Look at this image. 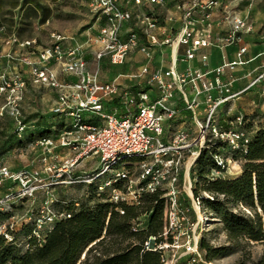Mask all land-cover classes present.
I'll return each instance as SVG.
<instances>
[{
	"label": "built area",
	"instance_id": "1",
	"mask_svg": "<svg viewBox=\"0 0 264 264\" xmlns=\"http://www.w3.org/2000/svg\"><path fill=\"white\" fill-rule=\"evenodd\" d=\"M86 1L96 27L93 33H87L85 42L67 46V38L60 34H53L46 46H36L35 40H8L22 48L35 49L37 54L22 58L29 68L28 79L19 72L0 73V115L5 113L14 120L17 134L25 131L20 103L30 82L54 90L56 99L50 111L63 117L65 123L59 132L36 139L40 169L22 168L13 173L1 167L0 175L16 180L22 196H32L44 186L42 173L57 177L66 174L71 181L70 168L92 160L95 168L84 181L106 192L113 203L137 204L141 193L162 191V235H168L173 245L178 228L188 224V208L180 200L181 182L191 193L190 179L188 184L185 180L184 158L189 162L188 175L200 151L212 141H221L230 151L245 149L249 133L242 127L244 114H220L219 108L254 86L264 103V69L238 92H232L230 82L223 78L227 69L243 63L245 45H239L234 60L223 59L214 67L208 66V55L200 51L212 45L223 47L240 42L243 34L251 32L252 23L248 14L235 16L224 35L214 36L210 15L222 5L221 0H173L180 25L174 32H166L159 16L147 8V4L163 5L165 0ZM161 47H169V64L154 67L151 61ZM88 50L93 55L91 63L85 58ZM135 52H141L145 62L138 72L127 77L143 78L147 88L99 79L101 60L121 65ZM198 53L201 67L192 64ZM181 63L184 65L179 68ZM59 72L69 80L61 79ZM112 100L117 105L109 107ZM86 114L98 116L99 121L92 122ZM183 115L189 117L193 127L184 126L183 121L172 132L171 123ZM214 160L222 168L230 161L221 154H215ZM131 168L137 171L133 173ZM95 179L99 181L92 182ZM69 216L45 206L34 220L32 232L41 238L43 230L50 229L56 219ZM12 229L11 221L0 224V234L7 241L13 238ZM144 246L162 249L153 236ZM184 248L185 264H212L202 256L194 236H187Z\"/></svg>",
	"mask_w": 264,
	"mask_h": 264
},
{
	"label": "rangeland",
	"instance_id": "2",
	"mask_svg": "<svg viewBox=\"0 0 264 264\" xmlns=\"http://www.w3.org/2000/svg\"><path fill=\"white\" fill-rule=\"evenodd\" d=\"M230 6H234L237 12L242 10L249 14L257 10L264 12V0H223V9L226 10ZM94 27H96L94 26V15L86 0H0V73L5 75L12 72L21 73L19 63H23L22 58L25 56L34 57L37 54L35 49L22 48L19 43L8 42L12 38H16L19 42L35 40L36 46H46L50 44L53 34L63 35L67 41L76 38L82 41L86 32H94ZM6 54H9L10 57H7ZM223 59L227 60L225 52H221L219 55V60ZM101 61L100 66L107 65L101 64ZM142 63L143 60L138 63L124 62V65L121 64L122 66L118 67V70L132 73L137 68L139 69ZM245 93L240 94L239 99L233 98L228 103L221 105L220 114L229 111V109L236 113L239 111L248 112L251 105L249 103L240 105L238 101H241L243 97L249 98L250 96L251 98L254 89ZM54 99L55 92L51 88L31 83L27 85L20 103V113L26 123V129L20 134L15 131V122L10 116L5 113L0 115V168L6 167L13 173L22 168L40 169V163L37 160L38 148L32 139V134H38L41 130H46L50 124L59 122L58 116L52 115L50 111ZM255 99L257 104L259 98ZM2 103L3 100L0 98V105ZM229 103H232L231 107L228 106ZM254 109V115L249 116V129L251 130L258 128L262 122L259 115L264 113V109L260 105L254 106ZM86 118L92 122L99 121L98 116L94 114H86ZM183 121L185 122L184 126L193 127L189 117L183 115L171 123L170 130L175 132ZM220 152L224 158H229L230 161H227L223 171L212 170L210 176L222 179L237 177L241 173V159L234 158L232 152L226 148L221 149ZM188 164L185 157L183 162L185 180L187 182L189 178L192 186L194 182L190 174L192 166L187 175ZM94 166L92 160L88 159L71 167L70 176L73 179L71 181L66 174L57 177L42 173L44 186L39 187L32 196H22L16 180L0 175V207L4 208L0 209V212L11 214L8 219L0 221V224L7 221L13 222L11 231L13 238L10 242L24 251L28 246L26 242L29 236L33 234L34 220L39 216L41 208L49 206L53 212L60 213L66 202L86 199L88 196L87 186L90 183L84 180L88 179L85 176L90 174L95 168ZM131 171L135 173L137 170L131 168ZM98 181L99 179H95L92 182ZM181 191V203L188 208V224L178 228L177 242L173 245L170 243L168 235L163 236V241L157 244L162 246L160 251L164 259L163 264H185L187 255L184 246L188 235L198 239V247L201 239L206 240L213 247H226L222 254L210 260L212 264H253L259 260L264 261V241L242 240L239 244L232 245L227 240L218 216L205 209L200 200L198 202L193 197L194 201H192V192L188 191L187 185L183 187L182 182ZM93 202L94 199L89 201V204H93ZM145 219L143 217L142 222H145ZM199 249L202 256L205 257V251Z\"/></svg>",
	"mask_w": 264,
	"mask_h": 264
},
{
	"label": "trees",
	"instance_id": "3",
	"mask_svg": "<svg viewBox=\"0 0 264 264\" xmlns=\"http://www.w3.org/2000/svg\"><path fill=\"white\" fill-rule=\"evenodd\" d=\"M115 105L116 100L109 103V107ZM250 115L254 113L244 114L242 126L249 133L245 149L229 150L234 158L242 161L237 177L210 176L212 170H224L214 160V155L221 154L220 150L225 148L219 140L203 148L190 169L194 179L193 197L218 216L232 245L242 240L264 241V113L259 115L262 122L255 130L249 129ZM58 118L59 122L32 134L33 141L59 132L65 120ZM87 188L86 199L72 200L62 206L61 212L70 216L56 219L41 238L30 235L24 251L0 234V264H163L160 250L144 246L151 236L155 237L156 244L163 241L162 191L143 192L137 204H126L109 201L106 192L97 191L93 183ZM92 199L93 204H89ZM10 215L0 212V221ZM199 248L205 251L207 261L226 250L225 246L213 247L204 239L199 240ZM253 264H264V261Z\"/></svg>",
	"mask_w": 264,
	"mask_h": 264
},
{
	"label": "crops",
	"instance_id": "4",
	"mask_svg": "<svg viewBox=\"0 0 264 264\" xmlns=\"http://www.w3.org/2000/svg\"><path fill=\"white\" fill-rule=\"evenodd\" d=\"M221 6L213 9L211 15H210V22H211V30L214 36H222L224 35L231 27L232 19L235 16H243L245 14H248L250 22L252 23V30L249 33L243 34L241 41L219 47L217 45H212L207 48H204L200 51V53H206L208 55V66L214 67L222 63L223 60H219V55L221 52L226 53V58L228 61H232L236 58V51L239 47V45H245L246 46V52L242 56L243 63L236 65L233 69L225 71L223 78L230 82V90L232 92H238L248 86L252 78L262 69H264V12L261 11H255L253 13H248L245 10L242 11H236L234 9V6H230L228 9H223V0H221ZM234 5V4H233ZM147 8L152 9L162 20L161 24L162 27L166 30V32L175 31L179 25L180 21L178 18L177 11L173 7V0H165V3L163 5L158 4H147ZM168 17H171V19H167ZM95 28V27H94ZM87 33L86 32L83 36L84 38L82 41L76 39H72V41L65 40L64 44L67 46H71L74 44L85 42L87 39ZM159 35H161L160 32H158ZM28 49V48H26ZM174 52H172L173 54ZM200 53L197 54L195 59L192 61V64L195 67H201V60H200ZM170 50L169 47H161L160 49L155 51L154 57L151 61L152 66H163L166 67L169 64L170 61ZM35 57V56H34ZM29 57V58H34ZM85 58L89 61V63L93 62V55L88 50L86 51ZM140 60H143L142 65L145 62L144 56L141 52H135L132 53L129 58L126 59L127 62H139ZM226 60V59H225ZM107 64L106 66H100L99 70V79L101 81H111L116 80V82L120 86H132V87H141V88H147L146 82L143 81V78H129L127 77L131 73H125L118 70V67L122 65H112L110 64L106 59H103L101 61V64ZM124 65V64H123ZM141 65V66H142ZM183 63L179 64V68L183 67ZM20 70L22 71V75L25 76L27 79L29 78V68L26 64L20 62L19 63ZM55 69L58 71V67L54 66ZM140 69V68H139ZM138 68L132 72L136 73L139 70ZM106 72V73H104ZM230 75H229V73ZM59 77L61 79H68L69 78L59 72ZM142 83V84H141ZM27 85H30V82L27 83ZM27 88V87H26ZM254 89V94L250 98L243 97L241 101H238V103L241 105L248 104L251 105V108L248 112H243V114H251L255 112L254 106L260 105L262 109H264V103H262L259 99V102L256 104L255 101L258 97L257 90L258 87L254 86L246 91L242 92L247 94L249 90ZM241 93V95H242ZM250 94V93H249ZM251 95V94H250ZM245 96V95H244ZM240 94L235 97V99H239ZM259 98V97H258ZM56 99V95H55ZM55 99L53 101V105L55 103ZM52 105V106H53ZM232 103H229V107H231ZM234 105V104H233ZM51 109V108H50ZM230 115L242 113L239 112H233L229 109L227 111Z\"/></svg>",
	"mask_w": 264,
	"mask_h": 264
}]
</instances>
